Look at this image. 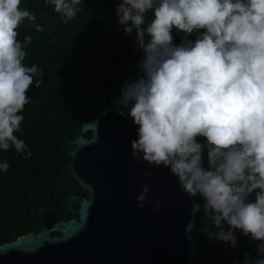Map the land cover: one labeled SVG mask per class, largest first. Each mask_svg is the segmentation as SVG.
Instances as JSON below:
<instances>
[{
  "label": "clouds",
  "instance_id": "clouds-1",
  "mask_svg": "<svg viewBox=\"0 0 264 264\" xmlns=\"http://www.w3.org/2000/svg\"><path fill=\"white\" fill-rule=\"evenodd\" d=\"M47 3L68 23L81 11L82 0ZM21 4L0 0V149L15 146L18 153L28 147L15 134L24 120L28 89L42 74L37 64L24 63L28 52L18 29L25 18L35 22L36 15ZM149 10L153 17L145 28ZM116 15L125 31L136 30L144 53L141 71L115 99L119 110L139 125L133 156L170 167L184 192L204 197L193 205V213L212 220L213 227L206 229L210 238L235 247L237 229L264 237V0H122ZM34 27L43 30L39 23ZM174 27L186 34L206 31L194 42L177 45ZM25 41L31 43L32 36ZM31 155L29 149L25 158ZM9 166L7 160L0 162V170ZM146 175L153 178L150 171ZM155 186L154 179L143 185L138 207H144ZM253 192L255 199L250 198ZM155 204L163 207L164 201ZM259 251L255 259L246 253L244 264H264V240Z\"/></svg>",
  "mask_w": 264,
  "mask_h": 264
},
{
  "label": "trees",
  "instance_id": "trees-1",
  "mask_svg": "<svg viewBox=\"0 0 264 264\" xmlns=\"http://www.w3.org/2000/svg\"><path fill=\"white\" fill-rule=\"evenodd\" d=\"M122 0H82L81 11L64 23L62 14L47 0H22L36 15V21L25 18L19 27L18 38L24 41L28 55L24 63L37 64L41 75L34 76L28 89L29 102L23 111L24 120L15 134L24 139L28 147L18 153L15 146L0 149V162L7 160V171L0 170V245L13 242L29 233H39V219L47 208H54L58 221L78 219L70 211V200L74 195L89 198L74 179L71 172L70 144L83 131V125L98 118L104 109L118 107L115 99L122 93V86L129 78H136L143 49L136 39L137 32L125 31L116 15L117 5ZM153 11L146 14L151 22ZM35 23L42 25L37 30ZM129 23H132L129 21ZM92 31L101 53L99 64L87 67L79 64L68 52L71 43L87 31ZM200 29L186 34L173 28V42L177 45L185 40L197 39ZM32 36L31 43L25 41ZM150 39L149 34H145ZM101 72L103 87L93 83V78ZM36 80H42L39 85ZM92 137V132L85 134ZM198 140L206 143L207 138ZM31 149L32 155L25 158ZM204 164L207 167L208 149L205 147ZM251 199L256 198L253 192ZM199 203L203 196H197ZM230 227L229 225H225ZM213 227L212 220L197 213V224L193 235L198 242L196 260L198 264H244L246 253L253 259L261 253L259 242L264 237L255 238L237 229V246L220 239L210 238L206 229ZM55 232L53 236H60Z\"/></svg>",
  "mask_w": 264,
  "mask_h": 264
},
{
  "label": "water",
  "instance_id": "water-1",
  "mask_svg": "<svg viewBox=\"0 0 264 264\" xmlns=\"http://www.w3.org/2000/svg\"><path fill=\"white\" fill-rule=\"evenodd\" d=\"M68 52L87 67L101 60L90 30ZM93 83L103 87L101 72ZM138 127L118 107L86 122L69 151L72 175L90 193L89 199L71 197L70 211L79 218L58 221L54 208L45 209L39 233L0 245V264H198L193 205L199 201L184 192L170 167L135 159L132 140L138 138ZM149 171L156 186L140 208L136 197L145 183H152ZM156 199L164 206H156Z\"/></svg>",
  "mask_w": 264,
  "mask_h": 264
},
{
  "label": "flooded vegetation",
  "instance_id": "flooded-vegetation-1",
  "mask_svg": "<svg viewBox=\"0 0 264 264\" xmlns=\"http://www.w3.org/2000/svg\"><path fill=\"white\" fill-rule=\"evenodd\" d=\"M90 198V197H89ZM89 198H86V199H89ZM83 199H85V198H83Z\"/></svg>",
  "mask_w": 264,
  "mask_h": 264
}]
</instances>
